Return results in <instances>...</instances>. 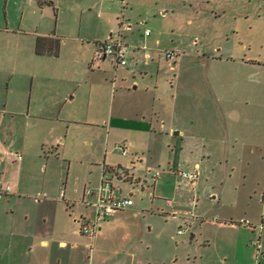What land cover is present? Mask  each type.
Returning <instances> with one entry per match:
<instances>
[{
    "label": "rangeland",
    "instance_id": "obj_1",
    "mask_svg": "<svg viewBox=\"0 0 264 264\" xmlns=\"http://www.w3.org/2000/svg\"><path fill=\"white\" fill-rule=\"evenodd\" d=\"M130 3L136 4L132 23L142 15L151 37L142 38L139 32L130 35L127 67L114 69L110 58L105 65L95 61V69L108 72L107 85L98 77L102 74L86 79L89 67L80 63V54L73 48L77 44L62 49L59 59L40 58L34 54L33 35L53 30L56 22L67 36L115 34L120 25L116 18L125 9L122 0H58L59 15L51 0H0V76L17 55L20 62L19 71H12L16 76L9 97L20 99L23 92L33 90L36 108L50 107L61 114L59 122L30 128L21 118L4 122L6 130L12 125L20 138L27 139L20 140L26 153L12 150L19 157L10 163L24 162L20 177L42 183L66 177L64 159L72 162V175L88 181L94 165L102 166L106 156L124 165L132 156L144 158L137 175L140 185L133 192L134 213L128 209L116 219H107L119 229L100 243L109 252L102 251L109 260L105 264L133 259L140 264H264V228L252 232L219 225L240 218L249 205L250 224L264 227L262 200L259 203L253 196L250 201L248 195L256 182L264 191V0ZM24 32L27 36L20 35ZM157 37L161 43L156 47ZM146 53L153 57L150 62ZM167 53L178 57L168 59ZM173 63L178 66L171 70ZM149 110L160 117L153 122L155 134L113 126L119 118L133 119L139 112L148 115ZM59 134L66 144L58 142L53 148L61 158L46 162L35 142L45 138L55 142ZM123 145L130 148L127 157L118 149ZM51 153L45 150L47 156ZM196 164L201 169L193 186L181 174L194 172ZM6 166L7 178L11 172L17 175V169ZM2 170L3 166L0 174ZM246 174V189L236 194L234 189ZM156 175L159 179L154 181ZM164 200L173 201V211L163 208ZM26 210L35 207L0 203V241ZM178 230L184 235L178 236ZM3 246L0 264L22 257L17 251L13 255L6 240ZM91 248L92 255L95 246Z\"/></svg>",
    "mask_w": 264,
    "mask_h": 264
},
{
    "label": "crops",
    "instance_id": "obj_2",
    "mask_svg": "<svg viewBox=\"0 0 264 264\" xmlns=\"http://www.w3.org/2000/svg\"><path fill=\"white\" fill-rule=\"evenodd\" d=\"M56 1L58 0H51L53 5L52 7L55 14L59 15V11L55 5ZM131 1L132 0H122V5L125 7V9H122L123 12L121 13V17L116 18L118 24H120L117 33H108L103 38L86 37L81 35L67 36L63 32H60V26L58 22H56L53 30H50L47 33L37 32L33 35L34 54L36 55L35 47L38 37L55 38L59 39L61 42L60 54L58 57L36 55L40 58L59 59L61 57L62 49L67 48L69 44L75 43L77 46H73V48L77 54H80V63H84L89 67V71L86 73V79L88 80L90 77L94 78L96 74H102L98 77L104 78V83L109 85L108 80L105 79V77L108 76V72L99 67L97 69L94 68L95 61L105 65L109 59L107 58L102 61L96 60L95 56L101 44L116 38L119 33H121L124 43L127 45V51L129 55V50L131 49L130 35L135 32H139L142 38L151 37V33L148 36L145 35L149 28L146 27V19H143L142 15H139V22L135 24L132 23L131 13L134 11L136 4L130 3ZM89 12H91V10H89ZM145 12H147L146 14L149 13V11ZM160 13H162V15L167 14L164 10H161ZM6 32L8 33L7 30ZM20 35L27 36V33H20ZM160 43V39L157 37L154 40V45L157 47L160 45ZM144 49L146 50V46ZM150 57L152 56L147 53L145 54L146 62H150ZM177 57L178 54L175 56V58ZM19 63V55H17L15 60L9 63L6 69H4L3 74L0 76V167L3 166V170L0 174V203L12 202L17 207H19L20 203L24 202L28 203L32 207H35V210H26L20 218L18 224L7 230L8 232L6 233V237H3L0 241V249L4 247V240H6L9 245H11L13 255L14 251H17L19 257L22 256L21 258H18L15 263L11 264H105L109 262V260L102 255H106L103 252H109L107 248L100 243L105 242L108 235H110L112 232H115L119 228H117L118 225H113L114 221L109 219V221L106 220L100 225L99 232L94 239L83 235L81 232L83 220L92 213V208L88 203H92L95 199L94 196L88 198L85 194L89 190L96 192L106 177L107 180L105 179L106 181L104 182H107L108 186L111 187L113 197H129L133 201V192L135 191V187L138 188V185H140L141 181L137 175L139 172H141L145 160L143 157L135 155L132 156L134 158L131 159L129 163H125L124 165L123 162L119 164L112 163L108 156H106L104 164L102 166L94 165L96 166V169L94 172L92 171V176L88 179V181H85L81 179L80 176L71 174L73 169L72 162L64 159L62 162L66 165V177L55 180L47 179L43 180L42 183H40V180H34L27 176L23 180L20 177V172L25 169L24 167H26V164L24 165V162L22 161L20 164H15L12 162L10 163V161L13 158L19 157H17L18 154L14 155L11 152L12 150L19 153L21 150L22 153H26L27 149L24 143L27 142V139L25 136H22L21 138H23L25 142L22 141V143H20V140L22 139L18 135L19 131L11 129L12 125H10V127H8L6 130L4 128V122L7 121V123H13L14 120L21 118L24 120L27 128H30L35 127L37 124L43 122H59L61 114L60 112L57 113L55 109H51L50 107L47 109L36 108L33 101V90H31L27 95L25 92H23L20 99L9 97L8 93L10 90H12L11 86L14 84L12 82L16 76V73L12 71H19ZM111 66L114 69L120 68L115 67V65H112V63ZM177 66L178 64L173 63L171 70L177 69ZM115 73L116 71L114 70V74ZM3 90L5 93H2ZM111 113V121L113 122V113H116L114 107L112 108ZM117 113L120 114L119 112ZM159 118L160 117H158V114L156 112L154 113V110H149L148 115H144L143 112H139L134 116L133 119L119 118L115 122L116 125L113 124V126L115 129L117 126L118 129L116 130H132L137 133L155 134L156 131L155 128H153V122H158ZM177 134L178 136L181 135L182 137L181 132ZM58 142L61 145L66 144V142L62 140L60 134L58 138H56L55 142H51L47 138L43 140H37L35 142L36 145L40 147L39 153L44 154L46 162H49L50 159L57 161L61 158V155L58 154V149L54 151L53 148V145ZM124 146L128 149V151L125 156L122 154L121 156L127 157L129 155L130 148L129 146ZM48 147H50L52 150L50 157L45 154L46 149L50 150ZM5 162L18 170L17 175L16 172H11V175L8 178L5 176L6 169H8V166H6ZM247 168L249 169L250 166L247 165ZM200 169L201 165L196 164L194 172L197 175V179L200 176ZM148 171L150 174H152L151 169ZM247 176V174L246 176L244 175L243 179L240 181V184H238L234 189L236 194H240L243 189H246L247 184H245V182L249 180ZM153 179L156 181L159 179V176L156 175V177ZM4 182L8 183V185H12L6 187V183ZM40 184L46 185L40 186ZM256 184L257 187H252V189L249 187L248 189L249 199L250 201H253V196H255L257 197L258 202L261 203V200L264 196V191H259V182H256ZM27 187L34 188L29 190ZM44 207H51L53 211H45L43 209ZM132 207L129 209V213H134L135 209ZM248 207L249 205H246L245 210L240 214L241 216H239L240 218L237 219L231 217L219 225L228 228H235L239 231L248 230V228L243 225L226 223L231 221L238 224L242 221L249 222L250 220L248 217L251 216V211H249ZM163 208L167 211H173L174 207H168L165 202ZM262 210L263 212L261 214V220L263 224L264 207H262ZM123 213L125 212H116L110 218L115 217L116 219L118 218L119 214ZM174 213H176V211ZM252 230L255 231L254 229H251V231ZM92 246H95V251L91 255L90 253L93 251L91 248ZM98 246L101 247L100 250L97 248ZM128 258H134V256L130 255ZM130 263L140 264L139 262H135L134 259L129 261V263L127 261H123L121 264Z\"/></svg>",
    "mask_w": 264,
    "mask_h": 264
},
{
    "label": "built area",
    "instance_id": "obj_3",
    "mask_svg": "<svg viewBox=\"0 0 264 264\" xmlns=\"http://www.w3.org/2000/svg\"><path fill=\"white\" fill-rule=\"evenodd\" d=\"M150 31L147 30L145 35H149ZM175 53H167L166 57L168 59L175 58ZM96 60L102 61L107 58H112L115 62V67H125L128 64V51L127 45L124 43L123 36L121 33L114 38L105 43H102L99 50L95 56ZM118 149L124 154H127L128 149L123 145L119 146ZM181 177L184 180H187L192 185L197 179V175L195 172L190 173H182ZM106 179V177H105ZM103 180L101 186L97 189L96 192L87 191L86 196L88 198L94 196L95 199L92 203H88L89 206L92 208V213L89 217L83 220L81 225V232L83 235L89 236L94 239L99 232L100 225L105 222L108 218H110L114 213L121 212L130 209L133 206V201L131 198H115L112 196V189L108 186L106 180ZM106 187H105V186ZM166 205L170 208L174 207V203L171 200H166ZM262 204L264 207V200L262 199ZM241 225L245 226L246 228L251 229H258L262 231L264 228L263 225L254 226L250 224L248 221L240 222ZM185 231L178 230L177 235L182 236L184 235ZM260 238V237H259ZM259 249L260 240L256 241L255 243Z\"/></svg>",
    "mask_w": 264,
    "mask_h": 264
},
{
    "label": "trees",
    "instance_id": "obj_4",
    "mask_svg": "<svg viewBox=\"0 0 264 264\" xmlns=\"http://www.w3.org/2000/svg\"><path fill=\"white\" fill-rule=\"evenodd\" d=\"M61 42L59 39L50 37H38L36 40L35 53L38 56L58 57L60 54ZM229 224L241 225L236 222H226Z\"/></svg>",
    "mask_w": 264,
    "mask_h": 264
}]
</instances>
